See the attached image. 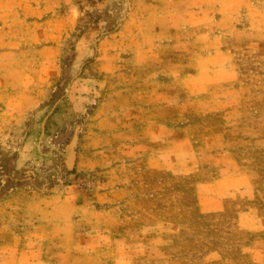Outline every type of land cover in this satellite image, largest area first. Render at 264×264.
<instances>
[{
	"label": "rangeland",
	"instance_id": "rangeland-1",
	"mask_svg": "<svg viewBox=\"0 0 264 264\" xmlns=\"http://www.w3.org/2000/svg\"><path fill=\"white\" fill-rule=\"evenodd\" d=\"M186 1L0 0V264H264V0Z\"/></svg>",
	"mask_w": 264,
	"mask_h": 264
},
{
	"label": "crops",
	"instance_id": "crops-1",
	"mask_svg": "<svg viewBox=\"0 0 264 264\" xmlns=\"http://www.w3.org/2000/svg\"><path fill=\"white\" fill-rule=\"evenodd\" d=\"M167 3L168 1H173V0H166ZM186 1V0H184ZM194 0H189L186 1L187 3H193ZM220 2L218 3H237L238 0H219ZM156 123V122H153ZM180 150H182L181 148H171L166 150L164 153L166 155L168 154H179ZM184 159L188 158L186 154H183ZM188 162H190L188 160ZM193 163V162H192ZM193 165V164H192ZM164 168V167H162ZM176 168H179L178 166H176ZM168 169V168H167ZM170 171V168L168 169ZM231 179V178H230ZM232 183L233 184H238V182H241L243 187L246 186V188H248L247 184H245V181L242 177H235L232 178ZM222 181L223 180H218L215 183V187L218 188L219 186H223L222 185ZM219 192L217 191L215 194H208L212 200L211 202V208L210 211H208L211 215H220L224 212V203L223 200L225 198V195L222 193V196L220 194L219 196ZM207 197L206 195L204 196V198ZM235 224L236 227L238 228V230L240 232H243L244 234L246 233H252L255 234L256 232H264V216H260L258 212L255 211V209H245L243 211L238 212L236 218H235ZM71 264H77V263H71Z\"/></svg>",
	"mask_w": 264,
	"mask_h": 264
}]
</instances>
